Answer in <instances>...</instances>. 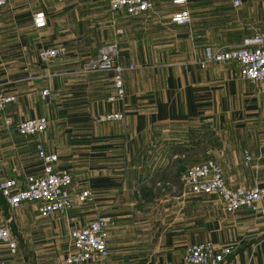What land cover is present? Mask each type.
<instances>
[{
    "label": "crops",
    "instance_id": "obj_1",
    "mask_svg": "<svg viewBox=\"0 0 264 264\" xmlns=\"http://www.w3.org/2000/svg\"><path fill=\"white\" fill-rule=\"evenodd\" d=\"M182 9L190 21L173 23ZM36 11L46 15L42 29L33 26ZM261 31L264 0L237 7L233 0H156L137 17L112 16L99 0H10L1 7L0 92L15 100L0 113V180L13 178L21 188L26 175L41 173L40 145L71 174L72 207L41 217L36 203L8 208L0 195V226L18 245L13 254L0 248V259L66 264L69 232L107 215L114 224L100 264H191L185 248L205 241L234 246L224 264H264V198L263 211L228 214L216 194H194L180 179L187 167L210 159L230 187L264 186V84L241 78L234 61L199 66L205 48H237ZM112 42L126 69L125 96L110 102L113 72L85 71L84 63ZM51 47L66 53L40 61L38 52ZM43 88L50 101L41 98ZM109 112L124 119L92 120ZM37 117L48 127L33 136L4 123ZM191 124L210 132L205 144L182 129ZM244 150L253 157L247 165ZM85 189L92 199L79 201Z\"/></svg>",
    "mask_w": 264,
    "mask_h": 264
},
{
    "label": "built area",
    "instance_id": "obj_2",
    "mask_svg": "<svg viewBox=\"0 0 264 264\" xmlns=\"http://www.w3.org/2000/svg\"><path fill=\"white\" fill-rule=\"evenodd\" d=\"M10 0H0V8ZM106 3L112 16L122 14L127 17H137L154 9L156 0H99ZM173 3L183 4L184 0H173ZM241 0H233L237 7ZM175 24H186L190 21L187 9L175 12L171 16ZM33 26L42 29L46 26V15L43 11H36L32 18ZM121 34V30H117ZM66 53L63 47L44 48L38 52V58L46 62ZM234 61L239 66L240 77L253 82L264 84V31L255 32L245 38L241 45L232 49L212 50L205 48L200 67L209 63L225 64ZM133 66L130 65L129 68ZM126 68L118 62V43L112 42L100 46L95 55L87 58L84 63L85 71L110 70L113 72L112 83L115 90L108 101H122L125 96L123 72ZM45 101L52 99L51 92L43 88L39 92ZM15 96L0 92V113L13 101ZM124 119L123 112H109L93 116L94 122H110ZM6 125H13L14 130L21 136H33L44 132L48 127L46 117H37L13 123L5 118ZM38 156L42 164L39 174H28L24 177V186L19 187L17 180L5 178L0 180V195L8 208H17L24 202L37 204L39 216L48 217L55 213L65 214L72 207V197L69 186L72 182L71 174L65 169H57L56 153H48L40 145L37 146ZM253 160L248 150L243 151V163L250 164ZM4 171L0 159V173ZM181 184L194 194H216L222 201L224 210L234 213L240 208H247L252 212L263 211L260 206L264 198V186L230 187L223 175L222 168L213 160H205L187 167L181 174ZM77 198L79 201L91 200L89 190H82ZM114 224L112 217L98 215L86 225L74 228L69 232V245L65 258L66 264H100L109 254L107 238L108 230ZM0 248L10 254L16 252L18 245L15 236L6 225L0 226ZM235 248L231 244L216 245L210 241L199 242L185 248L184 260L191 264H224L233 254ZM0 264H6L0 259Z\"/></svg>",
    "mask_w": 264,
    "mask_h": 264
},
{
    "label": "rangeland",
    "instance_id": "obj_3",
    "mask_svg": "<svg viewBox=\"0 0 264 264\" xmlns=\"http://www.w3.org/2000/svg\"><path fill=\"white\" fill-rule=\"evenodd\" d=\"M186 128H188L190 131H192L194 133V135L192 134L194 136L193 137L194 141H196V140H199L201 142L203 141L205 144L206 141L209 140L208 136H209L210 132L208 133L204 126H202V125L198 126L195 124H191V125H187V126L182 127V129H186ZM210 136L212 137L211 134H210ZM193 143H195V142H193Z\"/></svg>",
    "mask_w": 264,
    "mask_h": 264
}]
</instances>
